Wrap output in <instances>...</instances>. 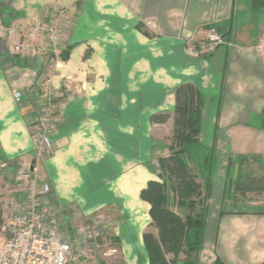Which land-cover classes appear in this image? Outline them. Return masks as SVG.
<instances>
[{
    "label": "crops",
    "instance_id": "crops-1",
    "mask_svg": "<svg viewBox=\"0 0 264 264\" xmlns=\"http://www.w3.org/2000/svg\"><path fill=\"white\" fill-rule=\"evenodd\" d=\"M61 7L68 8L66 42L62 49L70 46L65 61L67 76H64L72 79L74 93L60 96L57 104L58 127L52 140L54 149L39 161L50 171L49 182L42 183L51 186L49 203L60 198V183L66 179L67 173L71 174L58 169L64 157L75 161L76 156L84 152L89 160H97L102 165L105 160L101 154L111 155L113 147L108 140H117L116 123L125 127L129 122L126 117L130 115L129 110L132 115L133 95L146 92L144 88H148L149 81L147 69L154 70L148 58L153 54L152 46H157L158 50H163L162 56H159L161 60L157 59L156 72L166 69L176 82L174 89L155 83L156 94H151L157 97L156 106H163V110L170 107L172 111L175 91L183 83L191 84L201 92L204 112L214 109L213 105L218 106L209 124L214 128L209 138L211 143H216L215 150L210 148L212 152L205 153L202 161L196 163L205 168L203 179L209 189L205 234L198 264H214L217 259L225 264H264V194L232 195L228 187L239 173L238 164L233 161L228 164L229 159L234 156H264V129L261 128L264 120V62L254 52L264 28V12L253 11L248 0H0V18L6 24H26ZM140 23L150 30L152 38L137 30ZM211 28H215L231 46L221 45L207 57H197L191 50L186 56V41L196 43L206 38ZM108 44L123 48L115 59L124 56V65L120 70L112 71L108 65L104 50ZM47 46L48 41L44 37L35 47L44 50ZM96 47H103L104 57L100 58V53L96 55ZM169 48L178 50L175 54L178 61L172 56L165 61V52L171 53ZM45 53L32 58L14 56L0 43L2 169L13 164L22 165L34 158L31 135L44 102L31 93L33 87L30 85L35 83L32 72H42L46 67ZM180 62H183L182 66ZM102 64H107V73L103 71L105 65ZM104 76L115 77L120 83L112 82V86L107 82L108 87L101 88L99 83ZM13 90H21L28 97L16 102ZM102 91L109 95L108 102L97 100ZM214 91L219 95L218 99ZM112 95L116 96L117 103L112 101ZM117 111L119 120L116 118ZM102 119L116 122L112 124L114 134L112 130L106 131ZM204 121L205 118L201 126ZM221 148L228 153L224 156L225 164H222L218 152ZM259 165L261 168L264 162ZM70 166L68 169L73 172ZM95 167L88 173L89 185L84 190L90 191L93 177L99 173L97 169L100 166ZM150 171L152 174V169ZM250 173H253L251 169L243 172ZM122 180L126 185L122 192L120 190L118 198L122 210L118 206L116 212L124 223L126 216L122 213L127 200L142 202L139 192L147 179L136 174L134 181L130 175ZM84 194L74 197L72 205L82 200ZM17 197L20 198L21 194ZM145 205L149 219L148 205ZM141 236L132 232L130 237L137 239L143 247Z\"/></svg>",
    "mask_w": 264,
    "mask_h": 264
},
{
    "label": "rangeland",
    "instance_id": "rangeland-1",
    "mask_svg": "<svg viewBox=\"0 0 264 264\" xmlns=\"http://www.w3.org/2000/svg\"><path fill=\"white\" fill-rule=\"evenodd\" d=\"M211 29L214 30L215 28H211ZM211 34L212 33L210 32V30H208L206 38H208L209 35ZM203 40H205V38L200 39L196 43L195 41L190 40L189 42L190 44L186 41L187 43L186 47L188 50L185 51L186 56H189V54L192 52L197 57H207L212 53H214L217 47L221 46V45L216 46L215 50L212 53L205 55L204 52H201V46H200V43L203 42ZM47 49L48 48L43 50L42 48L35 47L33 49V52L35 55H41V54L43 55L45 50L47 53ZM68 49H70V46H66L64 49H61V51L59 52V57L61 61L64 62V64L63 67L59 71H57L58 74L56 73V77L57 76L58 77L55 82L56 84L55 86L52 87L53 91L56 94L55 95L56 102L54 103L55 128L52 133V140H53V136L57 132V127H58L57 100L60 99V96H62V94L65 95L67 93L72 95L74 93V91L72 90L73 88L71 87L73 85L72 79L65 77L67 76L65 75V71L68 69V67H66L65 64L66 60L63 59V56L65 55L64 54L65 52L67 51L68 53L70 52ZM121 49L123 48L114 46L112 44H108L107 46L104 47L105 56L108 59L107 62L110 68L112 69V71L116 69L120 70L124 65L123 64L124 56L122 58H119L118 60H115L117 54L118 53L121 54L119 52V50ZM102 50L103 47L101 48L96 47V55L100 53L101 55L100 58L104 57V55L102 54ZM162 50H158L157 46H152L151 51L153 52V54L148 58V60L149 63L153 65L154 70L150 69V67H149L150 70L147 69V71H149L148 73L149 81L147 84L148 88L147 89L144 88V92L145 90L146 92L142 94L133 95L134 100L132 107L133 108L132 115L130 110L127 111L128 113H130V115H127L126 117V119L129 120L127 125L123 124L125 126L123 127L121 125H117L116 122H113L111 120L109 121L107 119L106 120L102 119V124L105 126V129L108 132L112 130V124L116 123L115 132L117 135L116 141L111 142L110 140H108L110 146L113 147L112 149H110L111 155L103 156L105 153L101 154L102 159L105 160V163L100 165V163L97 160L94 161L89 160L86 154L83 152V154H79L76 156L75 161L68 157H64V161L61 164L63 166L59 165L58 167V169L62 168L64 170L69 171L71 174L69 175L66 172L68 176L62 183H60L61 196L59 195L60 198L58 200L52 201V204H53V209L56 212V215L59 217L61 216L62 218L64 217L63 222H66L67 224L66 226L68 228L70 235L72 237L73 236L76 237L74 239L75 250L73 256H75L78 259L77 264H126V263L145 264V252L143 247L141 246V243L137 242V239H132L130 236L132 232L138 235L144 233L147 230H150L148 226L149 219L147 217V206L144 203L140 202L139 200L133 201L128 199L129 201L127 200V204L125 205V209L123 210L122 213L124 216H126L124 223H123V219L118 218L119 215L116 211L119 209L118 208L120 202V199H118L120 194L119 192L120 190L122 192V188L126 186L125 182L122 179L124 177L126 179L127 176L130 175L132 177V181H134L136 174H140L143 177H146L147 181L156 180L157 165H156V160L154 159L160 156H166L168 154L167 144L169 143V139L173 135V127H174V119H173L172 111L169 109L170 107H166L165 110H163V106H156L155 104L157 102L156 101L157 97L156 95H152V94H156L155 83H161L168 88L174 89L173 84H175L176 82V80L172 78V76L167 72L166 69L165 70L161 69L160 72L158 73L155 70L157 66V59L160 58L161 60L162 58L159 57L162 56L161 55ZM189 50H191L190 53ZM168 51H171V53L167 54L168 52L167 51L165 52L164 59L166 62L167 59H169L171 56L175 57L176 56L175 54L178 52V50L176 49L174 50L172 48H169ZM175 59L178 61L176 57ZM97 64L99 65V63ZM106 65L107 64H102V66H104L103 71L107 73ZM180 65L182 66L183 62L182 64L180 62ZM114 78H108L104 76V78L101 81L97 80L100 81L99 87L107 88L108 87L107 82L109 84L111 83L112 86L114 85L112 84V82L120 83L119 82L120 80ZM43 91H44V87L41 86L40 91L38 90V94L40 95L38 96V98L41 100H42ZM213 93L217 95L216 97L218 99L219 95L217 94V92L214 91ZM213 93H211V95ZM108 96L109 95H107L102 91L98 94L97 100L100 102L107 101L109 100ZM110 97L112 101L115 100L116 102V99H114L116 97L115 95H112ZM211 107L214 109L218 108L217 105H213ZM214 109L210 108L207 109L205 112L202 111L203 114L202 120L205 118V121H204V125H202L201 127L199 143L193 146L190 149L189 154L186 156L188 162L194 169L198 181L203 187L206 186L204 182L205 180L203 179L205 175L204 174L205 168L203 166L202 167L198 166V164L196 163H198L201 160V157H203L205 153H210L213 150H215L216 143L214 142L211 143L210 141L211 138H209L210 134L212 133V130L214 129L209 125L211 122L210 119H213L215 117V114L217 113L215 112ZM160 112H170L171 114V118L165 124L156 125V124H151V122L147 121L148 117L151 114L160 113ZM116 116H117L116 117L117 120H119L120 119L119 111H117ZM106 117L109 116L107 115ZM112 132L113 134L115 133L114 130H112ZM210 148L212 149V151H210ZM218 152L223 161L222 164L223 163L225 164L226 157L224 156H227L228 154L227 150L221 148L218 150ZM235 158L236 156H234L232 160L229 159L228 164L231 161L235 163ZM40 162L37 165L38 183L39 184L45 182L47 183L49 182L50 171L46 167L42 166ZM70 164H71L70 169L73 172H71L68 169V165ZM93 166L96 167L100 166L97 169V171L99 170L98 171L99 173L94 175L93 177L94 183H92V187L90 188V191L86 189L84 190V188L87 187V185H89V183L87 182V179L89 177L88 173L93 168ZM250 167H253L254 170L258 169L257 164L252 163L250 160L248 161V164L244 166L243 169H247ZM23 168L24 167H22L19 164L18 165L13 164L12 167L4 168V169L0 168L1 212L9 211L8 202L14 200L15 193L21 191V187L13 181V178L17 174V171ZM58 169L57 171L59 172ZM150 169H152V174H150L151 173ZM4 171H6L7 173L3 174ZM63 172L65 171H62L61 173ZM218 182L221 183V181ZM6 183L7 184L10 183L11 185L7 187ZM83 192L85 194L83 195L82 200H79L77 203H75V205H72L71 202H73L74 197L83 194ZM49 196L51 198L52 190L50 191ZM61 199L64 200L62 201ZM119 207L122 210L121 206ZM96 235H99V240L95 243L93 240ZM113 237L118 238L120 243L117 245L119 246H115L116 243H114V241L111 240ZM89 238H92L93 240ZM1 243H3L2 238H0V244ZM83 246L84 248H86L85 253L83 255L76 253V251L80 250V248H82ZM111 248L115 250L114 253H110Z\"/></svg>",
    "mask_w": 264,
    "mask_h": 264
},
{
    "label": "built area",
    "instance_id": "built-area-1",
    "mask_svg": "<svg viewBox=\"0 0 264 264\" xmlns=\"http://www.w3.org/2000/svg\"><path fill=\"white\" fill-rule=\"evenodd\" d=\"M67 11L68 8L61 7L54 13L46 12L43 17L26 24H6L0 18V43L14 56L32 58L36 43L39 44L44 37L48 41L46 67L42 72H32L35 83L30 85L33 87L31 93L35 96H40L38 90L44 87V104L33 124L34 158L21 163L24 168L17 171L13 178L21 191L15 193L14 200L8 202L9 211L1 212L0 238L3 243L0 244V264H77L78 261L73 256L76 237L70 235L66 222H63L64 217L57 216L48 201L50 185H39L37 180V162L54 149L52 133L55 128L56 94L52 87L56 84L57 71L64 64L59 52L66 42ZM261 31L254 52L264 62V28ZM210 32L212 34L200 43L201 52L205 55L212 53L218 45L231 46L215 29ZM12 96L16 102L28 97L21 90H13ZM10 185L6 183L7 187ZM18 194H21L20 198ZM85 251L83 246L76 253L83 255ZM114 252L110 249V253Z\"/></svg>",
    "mask_w": 264,
    "mask_h": 264
},
{
    "label": "trees",
    "instance_id": "trees-1",
    "mask_svg": "<svg viewBox=\"0 0 264 264\" xmlns=\"http://www.w3.org/2000/svg\"><path fill=\"white\" fill-rule=\"evenodd\" d=\"M248 1L253 11L264 12V0ZM137 30L148 38L153 37L142 23L137 25ZM67 53L68 51L63 54L64 60L68 59ZM203 104V95L191 84L177 87L172 110L173 135L167 144L168 154L156 158L157 178L147 181L139 192V199L148 205L150 230L141 236L147 264L199 262L205 234L209 189L201 186L186 156L199 143ZM170 118V113H157L150 116V122L164 124ZM261 128L264 129V120ZM249 160L259 166L256 171L253 167L243 169ZM261 161L264 162V156H236L238 177L228 185L232 195L264 194V165L260 168ZM250 169L253 173L243 174ZM98 240L99 235H96L94 242ZM111 240L116 243L115 246H119L118 238L113 237ZM214 264L225 263L217 259Z\"/></svg>",
    "mask_w": 264,
    "mask_h": 264
}]
</instances>
